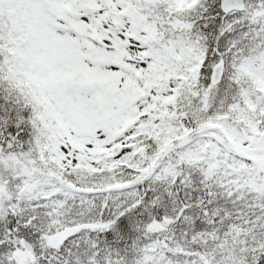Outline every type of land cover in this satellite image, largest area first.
<instances>
[{"label": "snow or ice", "instance_id": "1", "mask_svg": "<svg viewBox=\"0 0 264 264\" xmlns=\"http://www.w3.org/2000/svg\"><path fill=\"white\" fill-rule=\"evenodd\" d=\"M0 264H264V0H0Z\"/></svg>", "mask_w": 264, "mask_h": 264}]
</instances>
